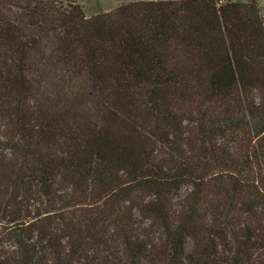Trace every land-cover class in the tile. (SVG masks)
Masks as SVG:
<instances>
[{"label":"trees","instance_id":"1","mask_svg":"<svg viewBox=\"0 0 264 264\" xmlns=\"http://www.w3.org/2000/svg\"><path fill=\"white\" fill-rule=\"evenodd\" d=\"M0 264H264L257 0H0Z\"/></svg>","mask_w":264,"mask_h":264},{"label":"rangeland","instance_id":"2","mask_svg":"<svg viewBox=\"0 0 264 264\" xmlns=\"http://www.w3.org/2000/svg\"><path fill=\"white\" fill-rule=\"evenodd\" d=\"M131 0H80V3L84 7L85 14L91 16L94 14L108 12L117 6ZM241 2L243 0H235ZM262 14L264 16V0H257Z\"/></svg>","mask_w":264,"mask_h":264}]
</instances>
